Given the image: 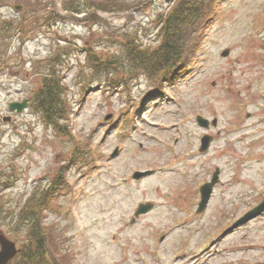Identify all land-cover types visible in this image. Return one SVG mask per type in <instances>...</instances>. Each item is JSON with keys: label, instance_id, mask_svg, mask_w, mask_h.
I'll list each match as a JSON object with an SVG mask.
<instances>
[{"label": "rangeland", "instance_id": "374dc122", "mask_svg": "<svg viewBox=\"0 0 264 264\" xmlns=\"http://www.w3.org/2000/svg\"><path fill=\"white\" fill-rule=\"evenodd\" d=\"M64 1L0 0V21L13 26L0 31V50L9 51L0 60V232L20 245L27 225L20 219L35 218L32 207L24 209L29 198L66 171V191L56 192L42 220L63 237L59 249L72 264H264V215L221 235L264 199V0L211 1L212 7L218 1L216 16L203 43L185 56L178 77L145 97L152 85L144 65L135 80L111 91L105 79L90 78L83 49L119 56L126 39L135 49L155 48L157 19L175 0L100 14L103 23L88 28L61 21ZM97 1L105 0L71 3L88 13ZM56 47L64 50L58 67L68 107L64 135L29 107L8 112L10 102L35 87L32 64ZM8 114L12 121L2 124ZM195 115L216 123L205 130ZM204 135L213 140L199 153ZM81 147L86 158L62 166ZM216 168L219 183L205 212L196 215L198 189ZM146 170L149 176L132 180L135 171ZM147 202L153 209L130 224Z\"/></svg>", "mask_w": 264, "mask_h": 264}, {"label": "trees", "instance_id": "16d2710c", "mask_svg": "<svg viewBox=\"0 0 264 264\" xmlns=\"http://www.w3.org/2000/svg\"><path fill=\"white\" fill-rule=\"evenodd\" d=\"M214 0H176L167 13H161L157 19V35L159 42L151 50L144 48L135 49L133 39L122 41V53L119 56L110 58L101 57L93 48L86 52L85 68L89 70V76L94 79H105L108 86L113 91L119 83H127L135 80L139 75V67L144 70L149 81H165L169 74L184 69L185 56L190 53L203 36V32L211 19L213 9L210 4ZM103 12H123L129 10L137 3L130 4L120 0L97 1L94 5ZM66 9L76 13L83 12L84 9H73L71 0L64 3ZM8 28L5 23L0 24V29ZM110 37L118 38L117 35ZM122 37V36H121ZM60 54L52 53L43 63L34 64V73L41 77L40 88L35 91L33 107L44 124L53 126L59 134L64 135V127H60V121L66 120L68 107L65 101V86L63 78L59 75L56 67L60 62ZM138 71V73H137ZM127 87L123 91L128 90ZM80 148V147H79ZM86 149L82 148L70 152L66 164L74 166L76 159L86 158ZM91 157V156H89ZM66 171H61L60 175L52 182L48 190L43 189L39 196L30 197L29 203L24 209L30 211L32 207L35 218L32 220L20 219L25 222L26 229L23 237L22 252L15 262L19 264H71L62 255L59 249L61 242L60 234L51 227L43 224L42 214L51 206L52 198L56 192L66 191V180L62 177ZM64 178V181L62 178ZM63 181V182H62ZM36 193V192H35ZM33 193V195L35 194ZM2 213V210H0ZM58 238V239H57ZM62 258L61 262L56 260ZM52 259V260H51ZM54 260V262H53Z\"/></svg>", "mask_w": 264, "mask_h": 264}, {"label": "water", "instance_id": "95a60500", "mask_svg": "<svg viewBox=\"0 0 264 264\" xmlns=\"http://www.w3.org/2000/svg\"><path fill=\"white\" fill-rule=\"evenodd\" d=\"M94 17H95V15H90L86 19H94ZM226 53L227 52L223 53V55H226ZM25 106H26L25 102L23 104H18V105L17 104H11L10 109L14 110L15 108H17L18 111H21ZM198 121H199V124L202 126L207 125L206 121L201 120L200 118L198 119ZM210 141H211V138H209V137H204L202 139V145L200 148V152H205L208 149ZM218 174H219V171L216 170L215 173L213 174L211 182L207 183L201 187V189H200L201 202L199 203V211L206 205V203L209 199V196L211 194L212 187L218 181ZM143 175L144 174H142V173H138L135 175V178L142 177ZM150 208H151V205H141L138 208V210L136 211L135 216L146 213ZM263 210H264V202L261 205H259L256 209H254L253 212L249 213L245 218L238 221L237 224H235V226L244 223L245 221H247L251 217L256 216L257 214H259ZM0 246H1L0 264H7L9 262V260L12 259L18 253V250H16L13 242H10L9 240H7L2 235H0Z\"/></svg>", "mask_w": 264, "mask_h": 264}]
</instances>
